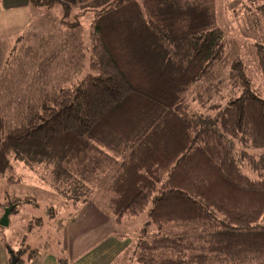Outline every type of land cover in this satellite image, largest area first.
I'll list each match as a JSON object with an SVG mask.
<instances>
[{
	"label": "trees",
	"instance_id": "1",
	"mask_svg": "<svg viewBox=\"0 0 264 264\" xmlns=\"http://www.w3.org/2000/svg\"><path fill=\"white\" fill-rule=\"evenodd\" d=\"M215 6L92 0L78 7L95 15L89 70L79 53L50 55L48 90L0 94V175L13 158L45 163L63 193L107 185L117 229L156 227L117 264H264V0L241 6V47ZM172 225L189 233L162 235Z\"/></svg>",
	"mask_w": 264,
	"mask_h": 264
},
{
	"label": "rangeland",
	"instance_id": "2",
	"mask_svg": "<svg viewBox=\"0 0 264 264\" xmlns=\"http://www.w3.org/2000/svg\"><path fill=\"white\" fill-rule=\"evenodd\" d=\"M247 1L215 0L218 24L231 39L233 47L243 45L240 43L242 21L237 15ZM64 15L65 11L59 7L38 8L32 6L28 0H0V94L4 101L18 96L16 91L8 93L7 87L13 84H17V90L23 85V90L34 91L38 86L48 90V85L44 86L42 83L48 81L49 86L52 84L50 67H47L50 55L53 57L60 54L61 58L62 54L68 56L70 52L79 53L84 56L82 71L89 70L91 32L95 15L86 11V8L78 7ZM63 21L76 26L68 29ZM247 44L251 45L248 42ZM75 46L79 51L74 50ZM246 48L244 46L241 49L246 52ZM32 93L35 96L36 92ZM10 164L11 167L0 175V220L12 203L18 206L16 213H11L9 217V227L0 226V238L2 244L7 245L9 251H13L18 258L19 262L16 264H39L47 255L57 258L59 264H67L69 256L64 239L67 226L74 224V228L83 235L94 232V229H90L92 225H87L85 229L83 227L88 216L87 209L85 210L88 204L95 207L89 223L97 224L102 228L100 230L110 227L127 237L124 240L129 244L122 255L129 256L135 251L138 237L147 239L153 235V229L156 231V227L145 220L144 216L125 223L119 229L109 222L111 216L108 211V196L101 191L107 185L97 188L96 194L88 195V190L78 189L79 186H76L75 191L63 193L57 187L65 185L55 184L53 169L45 163L13 158ZM100 212L106 215L107 221L101 219L98 214ZM161 233L165 236L188 234L189 227L172 225L164 228ZM12 256L8 264H12ZM120 258L117 257L116 261Z\"/></svg>",
	"mask_w": 264,
	"mask_h": 264
},
{
	"label": "crops",
	"instance_id": "3",
	"mask_svg": "<svg viewBox=\"0 0 264 264\" xmlns=\"http://www.w3.org/2000/svg\"><path fill=\"white\" fill-rule=\"evenodd\" d=\"M59 1L68 7L77 8L88 4L92 0ZM85 210L88 212V216L83 222V227L85 229L87 225H92L90 229H94V232L92 231V234L89 235H83L78 232V229L74 228V224L67 226L64 234L65 248L69 256L67 264H112L117 257L123 254L124 248H127L129 243L125 240L119 241L115 238L113 236L115 230H111L110 227H106L105 230H100L102 228L98 227L97 224L89 223V219L95 212V207L88 204ZM98 214H100L101 219L108 220L104 213L100 212ZM111 220L109 219L108 221L113 223ZM12 254L13 251H9V247L4 243L2 244L0 238V264H8ZM39 264H59V261L54 256L47 255ZM64 264L66 263L64 262Z\"/></svg>",
	"mask_w": 264,
	"mask_h": 264
},
{
	"label": "water",
	"instance_id": "4",
	"mask_svg": "<svg viewBox=\"0 0 264 264\" xmlns=\"http://www.w3.org/2000/svg\"><path fill=\"white\" fill-rule=\"evenodd\" d=\"M12 211H13L12 208H8L5 210L4 215L0 220V226L1 227H3V228L9 227V217H10ZM12 264H16L14 257H12Z\"/></svg>",
	"mask_w": 264,
	"mask_h": 264
},
{
	"label": "flooded vegetation",
	"instance_id": "5",
	"mask_svg": "<svg viewBox=\"0 0 264 264\" xmlns=\"http://www.w3.org/2000/svg\"><path fill=\"white\" fill-rule=\"evenodd\" d=\"M13 257H14V259H15L16 256H13Z\"/></svg>",
	"mask_w": 264,
	"mask_h": 264
}]
</instances>
